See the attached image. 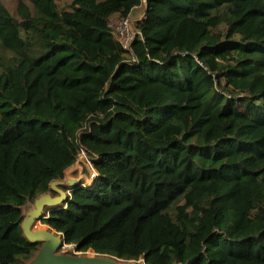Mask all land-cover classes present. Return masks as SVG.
<instances>
[{"label":"trees","instance_id":"16d2710c","mask_svg":"<svg viewBox=\"0 0 264 264\" xmlns=\"http://www.w3.org/2000/svg\"><path fill=\"white\" fill-rule=\"evenodd\" d=\"M0 0V264L21 206L84 149L43 223L78 252L264 264V0ZM144 5L126 48L110 24Z\"/></svg>","mask_w":264,"mask_h":264},{"label":"water","instance_id":"95a60500","mask_svg":"<svg viewBox=\"0 0 264 264\" xmlns=\"http://www.w3.org/2000/svg\"><path fill=\"white\" fill-rule=\"evenodd\" d=\"M88 158L92 163L96 159L89 154ZM85 164L76 160L63 176L50 181L47 191L21 206L23 235L29 242L38 244L36 253L23 264H146L144 260H125L94 250L68 252L63 249L67 245L64 234L42 222L49 209L68 203L71 189L95 182L97 173H92Z\"/></svg>","mask_w":264,"mask_h":264},{"label":"rangeland","instance_id":"374dc122","mask_svg":"<svg viewBox=\"0 0 264 264\" xmlns=\"http://www.w3.org/2000/svg\"><path fill=\"white\" fill-rule=\"evenodd\" d=\"M6 6L10 9V11L17 17L19 18V15H18V3L20 0H2ZM23 1L24 3L26 4H29L31 5V2L30 0H21ZM70 0H59V2L61 3V5L69 2ZM144 13V5H140L138 6L137 8H135V10L133 11V13L131 14V19H132V23H133V33L136 32V20L141 17ZM121 19V17L119 16V14H115L113 17H112V21L111 23L112 24H116L119 22V20ZM77 160L79 161V163L81 164H85L87 167L90 168L91 172L92 173H97L96 169L94 168L93 166V163L90 161V158H88V154L86 153V151L83 149L79 155H78V158ZM64 250H67L68 252H71V253H75L76 250L74 248L73 245H70V244H67L64 248Z\"/></svg>","mask_w":264,"mask_h":264},{"label":"built area","instance_id":"2783aa9c","mask_svg":"<svg viewBox=\"0 0 264 264\" xmlns=\"http://www.w3.org/2000/svg\"><path fill=\"white\" fill-rule=\"evenodd\" d=\"M142 16H144V13ZM110 26L112 29H115V31L118 32L122 44L126 48H130L132 39L135 36V33H133V23H132L131 15L121 18L119 22L116 24L111 23Z\"/></svg>","mask_w":264,"mask_h":264}]
</instances>
